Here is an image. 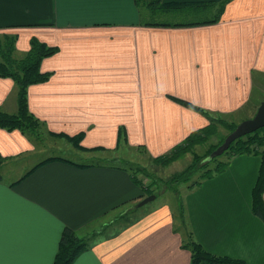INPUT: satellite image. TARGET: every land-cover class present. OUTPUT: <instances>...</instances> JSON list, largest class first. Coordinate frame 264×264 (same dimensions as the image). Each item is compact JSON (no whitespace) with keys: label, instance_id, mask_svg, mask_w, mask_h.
Wrapping results in <instances>:
<instances>
[{"label":"crops","instance_id":"0c3cea01","mask_svg":"<svg viewBox=\"0 0 264 264\" xmlns=\"http://www.w3.org/2000/svg\"><path fill=\"white\" fill-rule=\"evenodd\" d=\"M157 12L180 11L136 0H0V33L15 36L14 57L32 37L57 48L40 62L48 78L27 87L28 109L46 134L79 135L82 153L132 149L154 158L206 126L205 113L229 116L259 103L252 96L253 76L264 72V0H228L209 23L158 24L180 22L150 19ZM0 109L17 110L10 77L0 76ZM31 153L32 137L0 128V264H50L64 227L85 235L102 225L113 229L72 264H187L186 230L210 252L264 264V221L251 207L255 154L234 155L186 188L180 228L166 201L129 210L147 190L120 160L48 156L19 171ZM118 210L126 217L103 221Z\"/></svg>","mask_w":264,"mask_h":264},{"label":"trees","instance_id":"16d2710c","mask_svg":"<svg viewBox=\"0 0 264 264\" xmlns=\"http://www.w3.org/2000/svg\"><path fill=\"white\" fill-rule=\"evenodd\" d=\"M228 0L220 2L206 1V2H165L163 0H136V2L146 4L150 10H179L184 12L199 11L200 9L211 8L214 13L210 18L199 19L193 22L180 23H158V24H195V23H209L219 20L220 14ZM15 36L8 33H0V76L10 77L16 84V105L15 113H8L0 109V128L6 130L18 129L22 133L33 136L32 133L36 130L42 122L37 119L28 109L27 103V87L30 84L44 81L48 78L49 73L40 70L41 60L56 52V47L47 45L46 43L32 37L29 41V48L23 57L16 58L14 53ZM185 106L201 111L198 107L193 106L187 101L181 100ZM205 113V112H204ZM208 116V124L202 129L191 132L182 142L175 145L170 151L152 158L157 164H168L169 162L180 157L184 152L188 151L193 145L204 142L209 135L216 132V124L214 117ZM218 123L223 124L229 131L233 130L237 124L226 122L223 119H218ZM66 138L75 142L79 147L80 136H66ZM33 138V137H32ZM208 149L204 154L199 155L193 153L191 162L181 171L173 173L168 179L163 180L156 177L154 174L147 172L145 167L135 166L132 171V165H128L124 160L117 158L111 161L120 160L125 164L132 174L134 183L148 190L144 183L136 174L141 173L150 178L152 184L159 185L164 183L166 187L176 191V185L180 182L189 181L194 175L197 178L191 181L187 188L198 185L203 179L209 178L214 174L223 170L230 158L239 154H255L260 158L257 176L251 190V207L254 214L259 216L264 221V127H261L251 133L243 135L233 140L229 147L220 155L208 158L209 153L215 149L222 141ZM225 155V159H219V156ZM54 158V157H51ZM218 158V159H217ZM65 160H68L64 158ZM48 159H45L46 161ZM70 161V160H68ZM43 162V161H41ZM2 158L0 157V167ZM0 172V179H1ZM151 191L148 193L150 194ZM178 215L181 224H184L183 204H178ZM129 210H136L133 205ZM126 212L117 215V218L126 217ZM182 220V222H181ZM107 227H98L91 229L87 234L80 235L70 227H64L61 231L58 246L54 254L53 260L50 264H72L78 254L89 247L90 240L103 233ZM181 228V227H180ZM182 239V246L189 250L190 258L187 264H243V260L239 258L230 257L227 255L216 254L206 250L203 245L198 242L192 235L190 230H186Z\"/></svg>","mask_w":264,"mask_h":264},{"label":"rangeland","instance_id":"374dc122","mask_svg":"<svg viewBox=\"0 0 264 264\" xmlns=\"http://www.w3.org/2000/svg\"><path fill=\"white\" fill-rule=\"evenodd\" d=\"M214 13V10L211 8L200 9L197 11H190V12H175V14L166 13L160 18V13L151 14L150 19L153 20H169L171 22H184L188 20H199L210 18ZM254 78V88H253V96L252 99H258L256 102H259L264 98V72L255 73L253 76ZM259 103H249L248 105L241 108L238 112L233 115L229 116H222V115H215L214 123L216 124V132L212 135H209L208 138L202 142L193 145L191 150L184 152L180 157L177 159L169 162L168 164H157L155 163L152 158L148 157L144 152L137 151V150H117V151H95L91 153H82L80 151V147L73 142L72 140L64 137L57 138L53 136H49L46 134L42 128V125L38 126L33 134V139L36 142V153H31L28 158H22L21 165L22 167L19 168V171L24 169L23 165L31 166L32 164L39 162L40 160L44 159L48 156H63L64 158L73 161V162H95L98 160H113L120 158L124 160L128 165H132V171L135 170V166H143L147 170L148 173L154 174L156 177L166 180L168 179L173 173L179 172L183 170L192 160V154L197 153L199 155L204 154L211 146L219 143L223 137H225L230 131L223 125L218 123V119H223L226 122H232L238 124L241 120L245 118L251 117ZM253 104V105H252ZM255 104V105H254ZM257 104V106H256ZM256 106V107H254ZM219 159H225V155L219 156ZM217 158V159H218ZM121 162V161H120ZM123 163V162H122ZM10 163H8L9 165ZM11 168V167H10ZM12 169L6 167L3 169L5 175L14 176L15 172H10ZM138 178L144 183V186L148 187L147 193L151 191L150 194H155V198L148 201L147 203L138 206L136 208H146L149 205H154L161 203L162 201H166L172 206L174 210V217L178 226H184L180 223L178 209L181 202L184 200L185 189L193 181L197 178V175H194L189 181L187 182H180L176 185V191L169 189L164 185V183H160L159 185H155L151 183L149 177L144 176L141 173L136 174ZM146 193V195H148ZM145 195V196H146ZM135 204V203H134ZM120 211H116L110 216L104 218V222L111 217L117 218V215ZM123 218V217H122ZM122 222V221H120ZM182 222V220H181ZM184 228V227H183ZM113 227H107L102 235L107 231H110ZM80 234V233H79ZM98 235V236H101Z\"/></svg>","mask_w":264,"mask_h":264},{"label":"water","instance_id":"95a60500","mask_svg":"<svg viewBox=\"0 0 264 264\" xmlns=\"http://www.w3.org/2000/svg\"><path fill=\"white\" fill-rule=\"evenodd\" d=\"M261 127H264V98L260 101L255 113L251 117L241 120L235 128L224 137L223 141L209 153L208 158L220 155L229 147L233 140ZM154 198L155 194H148L137 201L134 206H141Z\"/></svg>","mask_w":264,"mask_h":264}]
</instances>
